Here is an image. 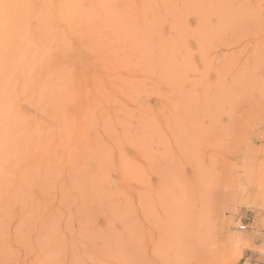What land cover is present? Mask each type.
Segmentation results:
<instances>
[{
  "label": "rangeland",
  "instance_id": "1",
  "mask_svg": "<svg viewBox=\"0 0 264 264\" xmlns=\"http://www.w3.org/2000/svg\"><path fill=\"white\" fill-rule=\"evenodd\" d=\"M0 264H264V0H0Z\"/></svg>",
  "mask_w": 264,
  "mask_h": 264
},
{
  "label": "bare ground",
  "instance_id": "2",
  "mask_svg": "<svg viewBox=\"0 0 264 264\" xmlns=\"http://www.w3.org/2000/svg\"><path fill=\"white\" fill-rule=\"evenodd\" d=\"M21 3H22V2H21ZM24 3H27V2H24ZM24 3H23V5L26 6ZM18 7H19V6H18ZM29 10H30V8H29ZM28 12H30V11H28ZM24 16H25V15H24ZM29 16H30V15H29ZM1 19H2V18H1ZM6 21H7V20H6ZM6 21H5V22H6ZM51 25H52V24H51Z\"/></svg>",
  "mask_w": 264,
  "mask_h": 264
},
{
  "label": "built area",
  "instance_id": "3",
  "mask_svg": "<svg viewBox=\"0 0 264 264\" xmlns=\"http://www.w3.org/2000/svg\"><path fill=\"white\" fill-rule=\"evenodd\" d=\"M243 228H244V226L241 227V229H243Z\"/></svg>",
  "mask_w": 264,
  "mask_h": 264
}]
</instances>
